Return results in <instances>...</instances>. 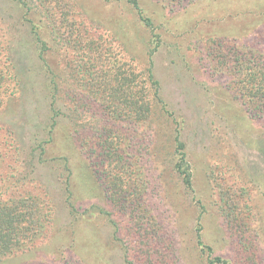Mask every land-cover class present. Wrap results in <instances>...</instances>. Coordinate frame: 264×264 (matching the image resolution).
Wrapping results in <instances>:
<instances>
[{"label":"rangeland","instance_id":"rangeland-1","mask_svg":"<svg viewBox=\"0 0 264 264\" xmlns=\"http://www.w3.org/2000/svg\"><path fill=\"white\" fill-rule=\"evenodd\" d=\"M138 4L0 0V206L38 222L0 264H264V115L217 56L264 0Z\"/></svg>","mask_w":264,"mask_h":264},{"label":"trees","instance_id":"trees-1","mask_svg":"<svg viewBox=\"0 0 264 264\" xmlns=\"http://www.w3.org/2000/svg\"><path fill=\"white\" fill-rule=\"evenodd\" d=\"M129 1L139 9L138 0ZM176 1L184 3L191 0ZM139 12L141 11L139 10ZM146 21L149 23V18H146ZM36 34L39 40L46 44L41 33L37 31ZM217 56L220 58V63L229 70V74L232 76L236 98L253 117L264 115V50L247 46L232 49L223 48L218 51ZM119 71L120 74L123 73V71ZM125 78L128 79V82L133 81L130 74L124 75L123 79ZM135 93L131 94L125 88L123 95L127 97L128 105L130 102H134L132 99H134ZM134 103L139 118L145 117L144 115L149 109L148 104L144 101L141 104H138L137 101ZM114 108L117 109L118 106ZM175 140L180 155L177 169L182 175L184 183L188 187H192L191 173L187 168H183V163L186 160L183 150L184 143L179 136H176ZM37 223L35 210L28 199L20 198L17 202L5 203L0 206V261L3 256L13 252L16 246L26 244L33 239L38 231Z\"/></svg>","mask_w":264,"mask_h":264}]
</instances>
